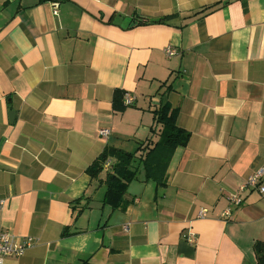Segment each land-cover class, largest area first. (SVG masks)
Instances as JSON below:
<instances>
[{
	"label": "crops",
	"instance_id": "obj_1",
	"mask_svg": "<svg viewBox=\"0 0 264 264\" xmlns=\"http://www.w3.org/2000/svg\"><path fill=\"white\" fill-rule=\"evenodd\" d=\"M162 100L189 143L113 209L87 168L158 139ZM262 166L264 0H0V224L35 239L4 264H256L264 193L240 186Z\"/></svg>",
	"mask_w": 264,
	"mask_h": 264
},
{
	"label": "trees",
	"instance_id": "obj_2",
	"mask_svg": "<svg viewBox=\"0 0 264 264\" xmlns=\"http://www.w3.org/2000/svg\"><path fill=\"white\" fill-rule=\"evenodd\" d=\"M215 5L217 4L207 6L205 9ZM177 15L179 13L159 18L146 17L142 22L146 24L163 23ZM126 93V90L121 88L114 90L113 108L115 111H123L128 106L125 103ZM153 112L158 126L156 131L158 139L150 138L148 141L140 143L134 151L106 145L87 168L91 177L99 180L105 186L103 201L111 205L113 209H124L131 203L132 200L127 198L128 187L130 182L140 175L145 180L154 181L158 186L167 185L168 167L175 151L189 143L191 132L178 124V108L172 107L168 101L162 100ZM108 158L112 160V163L108 169H105L104 164ZM76 201L80 203L81 199ZM254 251L256 264H264V242L257 240L254 243Z\"/></svg>",
	"mask_w": 264,
	"mask_h": 264
},
{
	"label": "built area",
	"instance_id": "obj_3",
	"mask_svg": "<svg viewBox=\"0 0 264 264\" xmlns=\"http://www.w3.org/2000/svg\"><path fill=\"white\" fill-rule=\"evenodd\" d=\"M169 55L174 54V50L171 47L166 49ZM134 98L126 93L125 103L131 104ZM101 136H107L110 134L108 128H102L99 130ZM112 163V160L108 158L104 164L105 169H108ZM264 166L259 168L254 173L250 174L246 181L240 186V190H245L247 188L258 187L261 192L264 193ZM243 203V196L234 193L230 196V205L227 207L221 214V217L228 219L231 214L234 206H240ZM5 205V199L0 198V212L3 210ZM208 210L203 208L198 212L199 217H206ZM125 229H128V226L125 225ZM190 240H194V234L188 236ZM35 244V239L32 236H27L25 238H20L13 234L12 232L4 229L0 224V264H4L5 260L9 256H22L26 250Z\"/></svg>",
	"mask_w": 264,
	"mask_h": 264
},
{
	"label": "water",
	"instance_id": "obj_4",
	"mask_svg": "<svg viewBox=\"0 0 264 264\" xmlns=\"http://www.w3.org/2000/svg\"><path fill=\"white\" fill-rule=\"evenodd\" d=\"M15 115H16V112L15 111H10V119H11V122L14 121Z\"/></svg>",
	"mask_w": 264,
	"mask_h": 264
}]
</instances>
